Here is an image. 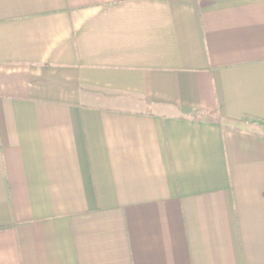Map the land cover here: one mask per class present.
I'll return each mask as SVG.
<instances>
[{"label": "crops", "instance_id": "1", "mask_svg": "<svg viewBox=\"0 0 264 264\" xmlns=\"http://www.w3.org/2000/svg\"><path fill=\"white\" fill-rule=\"evenodd\" d=\"M0 264H264V0H0Z\"/></svg>", "mask_w": 264, "mask_h": 264}]
</instances>
